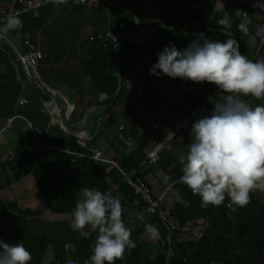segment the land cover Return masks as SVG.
Returning a JSON list of instances; mask_svg holds the SVG:
<instances>
[{"label":"crops","instance_id":"1","mask_svg":"<svg viewBox=\"0 0 264 264\" xmlns=\"http://www.w3.org/2000/svg\"><path fill=\"white\" fill-rule=\"evenodd\" d=\"M9 1L11 0H0ZM224 5L219 0L213 2L212 9L200 0H107L100 2L98 7H92L72 5L68 0H59L40 9L38 16L33 13L25 14V17L22 15L23 28L11 33L18 36L17 38L14 35L23 46L29 40L40 51L41 58L34 64L36 75L52 93L67 102V119L71 124L78 123L83 113L91 108L79 135L86 136L88 142L92 141L91 147L98 148L105 159L114 161L117 166L119 162L125 172L133 173L137 160L134 156L140 141H146L142 146L143 153L151 147L163 146L160 155L166 159L165 166L145 167L142 162L136 169L144 173L143 178L149 182L153 196H163L164 204L170 207L176 202L184 204L183 197L171 179H164L165 175L171 178V166L179 165L178 157L184 153L178 151L173 157L170 147L187 148L191 142L192 124L212 109L210 98L219 99L224 94L213 84L171 79L163 74L159 77L150 75L149 69L157 62V54L162 50L154 44L149 45V42L156 32L172 31L178 27V36L170 35L172 38H168L167 42V46L175 45L178 50L185 49L199 33L211 40L224 41L227 37L223 35L234 38L228 31L223 33L222 30H216L213 33L214 30L208 27L211 22L208 20V13L212 16L211 11L214 9L222 10L224 14ZM239 19L236 15H227L229 23L226 27L232 26L243 40L242 54L252 60L264 59V42L257 38L255 45H250L248 37L237 27ZM248 19V27L253 35L257 26H264V15L256 11H248ZM122 21L125 23L122 29L124 34L113 31V27L116 28ZM200 23L206 31L197 28ZM163 26L169 28L157 29ZM141 30H148L150 33L144 32L145 34L118 45V50L124 43L132 48L148 47L139 53L135 62L123 74L125 93L117 103H114L115 99L109 105H100V102L107 100V96L97 91L84 64L96 45L89 38L105 31L122 37ZM0 42H5L16 56L22 55L15 42L8 37ZM24 48L27 50L25 46ZM115 74L117 75L116 68ZM20 99L27 100V103L20 105ZM247 99L251 105L264 104V100L251 97ZM50 100L35 84L25 66L22 69L21 82L16 83L9 65L0 61V151L3 153L0 161L13 155L17 135L24 130L29 131L36 142L35 146L41 149L33 151H44L41 155H35L34 160L35 165L44 168L51 167L54 158L52 152L57 151L53 145L50 146V142L44 143L46 137L54 141L70 136L78 137L61 127L58 109ZM9 116L14 119L7 126L6 119ZM32 131L39 134L38 140ZM171 133H174L173 139ZM102 164V181L106 183L108 192L120 198L125 224L133 232L132 239L136 245L139 244L142 251L148 252V257H153L155 251L161 248V243L163 245V239L160 234L156 240L149 239L145 224L136 220L139 201L134 198L125 202L118 168ZM166 165L170 168H166ZM67 174L60 164L58 168H53L41 177L29 173L0 189V239L11 243L13 234H25L34 236V240H47L48 245L36 243L40 252H35L43 254L40 264L56 263L59 254L56 247L66 244L74 246L76 241L82 239L77 231L70 228L71 213L76 201L71 202L67 194L60 192L55 193L50 200L44 196L45 190L62 182ZM11 178L9 171L0 173L1 183H6ZM205 227L202 220L195 221L190 226L189 236L198 238L197 235H201ZM45 247L50 250L46 251ZM60 253L65 257L67 251Z\"/></svg>","mask_w":264,"mask_h":264},{"label":"clouds","instance_id":"2","mask_svg":"<svg viewBox=\"0 0 264 264\" xmlns=\"http://www.w3.org/2000/svg\"><path fill=\"white\" fill-rule=\"evenodd\" d=\"M240 12L237 27L248 37V43L255 45L257 38L264 42V26H257L253 35L248 14ZM228 23L227 19L220 20L222 25ZM22 28L19 15L9 14L0 23V40ZM149 74L213 84L224 94L219 99L210 98V114L192 124L187 152L178 157L182 172L179 183L198 196L203 207H219L226 198L244 207L250 203L252 192H264V104L252 106L247 99L264 100V59L252 60L242 54L238 41L231 35L218 41L199 33L183 50L172 44L164 47ZM164 179L171 178L165 175ZM123 212L120 198L110 192L79 189L70 228L84 239L91 232L97 233L85 264H116L124 259L126 250L136 247ZM138 219L144 220L143 212ZM145 232L149 239L159 238V229L152 223L145 224ZM32 258L22 242L0 239V264H30Z\"/></svg>","mask_w":264,"mask_h":264},{"label":"trees","instance_id":"3","mask_svg":"<svg viewBox=\"0 0 264 264\" xmlns=\"http://www.w3.org/2000/svg\"><path fill=\"white\" fill-rule=\"evenodd\" d=\"M200 1L204 4L206 3L209 8L212 9L215 0ZM234 2L237 6L233 4ZM222 4H225L224 7H222L224 14L222 10L213 9V11H211L212 19L208 27L214 30V32H210L216 33V30L228 31L238 41L242 53L243 40L240 39L232 26L229 28L226 27V24H220V20L224 18L227 19V11L229 9L228 0H222ZM230 4L235 12L242 11V7L238 1L230 0ZM237 17L241 19V16ZM197 28L201 31H206L201 23ZM178 32L179 27L172 31H158L149 42V45L154 44L156 47H159L160 50H163V48L167 46V42L169 41L168 38H172L176 34L178 36ZM14 35L18 38L15 33ZM170 35H172V37ZM223 37L228 38V36L225 35H223ZM95 44L96 45L92 48L91 55L84 61V64L86 65L91 79L96 85L97 91L107 96V100L100 102V105H109L118 87V77L115 74L116 62L114 57V45L110 43L106 49H103L97 42H95ZM147 48L148 47L132 48L126 43L119 48L118 59L122 76H124L123 74L126 69L135 62L136 57L140 55L139 53ZM124 93L125 88L123 85L114 103L120 101ZM256 105L257 104H253L252 106ZM211 111L212 109H210L206 115L210 114ZM43 141L44 143L50 142V146L53 145L57 148V151L52 152L54 154L53 163L51 167L48 168L35 165V155H41L44 151L39 153L33 151L36 142L29 131L24 130L17 135L13 155L11 156L12 162L6 167L7 169H3L0 172L9 171L12 178L7 180L6 183L0 182V189L10 185L13 180H19L29 173H33L36 177H41L62 164L63 168L68 172L67 177L56 186L44 191V196L47 200L54 197L55 193L60 192L61 194H67L70 201L75 202L79 199V189L83 187H96L102 192H108L107 185L101 178V173L103 171L102 163H86L83 158H76L72 154L64 152L65 150L70 152L86 151L87 148L81 147L76 137L70 136L67 139L58 141L46 137ZM91 143L92 141H89L87 147H91ZM145 143L146 141H140L138 143V150L135 152L134 157L137 158L133 167L135 172L129 173L135 178L139 177L143 179L144 177V173L140 172L136 167L142 162H144L145 167L147 166L145 163L146 154L142 152V146H144ZM165 162L166 159H163L160 155V159L156 166H165ZM168 166L169 165H166V168ZM116 168H118L117 170L119 172H125L119 166V162ZM69 173H73V175L70 176ZM169 173L171 175V182H173L174 187L179 190L184 201L183 205L176 202L169 207L172 217L176 219L181 226L180 231L172 232L170 235L172 243L170 245L166 244L155 251L153 257H148V252L146 250L142 251V248L136 245L135 248L126 250L124 259L116 261V264H264V192L259 190L252 192L250 203L244 207L232 204L228 198H226L219 207L211 205L203 207L200 198L193 195L187 187L179 183V177L182 175L181 165L179 164L175 167L171 166ZM145 181L149 184L147 180ZM122 182L123 185L121 188L125 202H130L136 198V196L124 183L123 176ZM196 220H202L206 224V227L202 230L200 237L191 238L189 232L184 230V225L187 222H192L194 224ZM151 223L158 227L161 239L164 241L166 234L164 228L158 221H153ZM96 236L97 233L92 232L89 238H82L80 241H76L74 248L71 251H67L65 257L57 251L59 252L58 258L56 263L53 264H64L65 260L69 257L78 262L89 258L92 254ZM178 236L179 239H177ZM34 239L35 237L32 235L13 234L11 243L22 242L32 254L33 258L30 264H40L43 254H37L35 252V250L40 252L38 251L39 249L36 243H40V245L46 243L48 245V242L40 238ZM168 247H170L171 253H167ZM42 248L43 247H40V249ZM58 250L66 251L64 246L58 248Z\"/></svg>","mask_w":264,"mask_h":264},{"label":"built area","instance_id":"4","mask_svg":"<svg viewBox=\"0 0 264 264\" xmlns=\"http://www.w3.org/2000/svg\"><path fill=\"white\" fill-rule=\"evenodd\" d=\"M59 0H11L9 2H0V23H3L4 18L7 17L9 14L12 15H25L28 13H33L35 16H38V11L43 7L53 5ZM72 5H90L92 7H98L99 3L102 1L107 0H68ZM118 2L119 0H113ZM222 1V0H219ZM238 1L242 7V11L248 14V11H256L262 15H264V0H235ZM228 11L227 15H236L241 16L242 13L237 11L235 12L231 6L228 4ZM119 29H124L125 23L124 21L119 23ZM120 39L119 35H116L113 32L105 31L102 33H98L94 36L89 38L90 42H97L102 46L103 49H106L110 43H116ZM24 46L27 48L28 55L31 58L33 64L37 59L41 58V53L37 50L36 46L31 43L29 40L24 42ZM27 64V60L25 57L19 54L16 63L12 64V74L14 75L16 83L21 82V74L23 66ZM27 100L20 99L19 104L23 105L26 104ZM14 117L9 116L6 119V125L9 126L13 121ZM188 121V120H187ZM186 121V122H187ZM34 137L38 140L39 134L35 131H32ZM86 136L77 137V142L81 147H86V151L84 152H70L65 150L64 152L68 154H72L76 158H83L87 163H105L109 165H114L117 167V164L114 161L107 160L103 157L102 152L95 147H87V140ZM40 144V142H37ZM42 145V144H40ZM44 146V145H42ZM36 147V146H35ZM34 150H41L39 146ZM162 145L157 147H151L146 151L145 156V163L148 167H154L158 163L160 159V151ZM62 151V150H61ZM12 162V157L9 156L6 159L0 161V172L3 169H7L6 167ZM124 176V183L132 190L133 194L136 196L137 200L139 201V208L136 213V220L138 222H143L144 224L151 223L153 221H158L160 225L164 228L166 234L163 241V246L168 244L170 245L171 242V233L172 232H179L181 226L179 222L174 219L170 213V208L164 204L163 196L154 197L151 191L150 184H147L145 179L139 177H133L131 174H125ZM148 182V181H147ZM191 192V191H190ZM192 193V192H191ZM143 212L144 213V220L141 221L138 219V214ZM197 221V220H196ZM192 222H187L184 225V230H190V226H192ZM201 235H199L200 237ZM179 239V236L177 237ZM170 247H168L167 253H171ZM89 258L81 260L80 262L76 261L73 258H68L65 260L64 264H68V261H75V264H85V261Z\"/></svg>","mask_w":264,"mask_h":264},{"label":"water","instance_id":"5","mask_svg":"<svg viewBox=\"0 0 264 264\" xmlns=\"http://www.w3.org/2000/svg\"><path fill=\"white\" fill-rule=\"evenodd\" d=\"M209 16V21L211 20L212 16L210 13H208ZM168 26H163V27H159L157 29H168ZM153 30V29H152ZM141 32V33H140ZM150 33L148 32V30H141V31H135L132 34H127L124 35L122 37H120V39L116 42V44L114 45V57H115V62H116V69H117V77H118V87H117V91L115 93V96L113 98L112 103L114 102V100L117 98V96L119 95L121 89H122V74H121V69H120V64H119V59H118V45L121 42L124 41H129L132 39H135L137 36H140L142 34L145 33ZM223 33H227L226 31H222ZM8 38L13 40L15 42V44L17 45V47L20 49L21 54L23 57L26 58L27 60V64L25 65L26 69L28 70L29 75L31 76V78L33 79V81L35 82V84L38 86V88L44 92L46 95H48L50 97V103L55 104V106L57 107L58 111H57V115L60 117V125L63 129H65L67 132L76 135L78 137H80V133L82 132L85 120H87V118L89 117L90 113H91V108L87 109L81 119L79 120L78 123L76 124H71L68 119H67V112H68V105L67 102L59 97L58 95L52 93L43 83L42 81L38 78V76L36 75L35 72V68H34V64L31 61V58L28 55L27 50L24 48V46L15 38V36L10 32L8 34ZM18 59V56H16L14 54V52H12L9 48V46L5 43V42H0V61H2L3 63L9 65L10 70L12 71V64L16 63V60ZM52 106V107H55ZM103 108V107H101ZM56 109V108H55Z\"/></svg>","mask_w":264,"mask_h":264},{"label":"rangeland","instance_id":"6","mask_svg":"<svg viewBox=\"0 0 264 264\" xmlns=\"http://www.w3.org/2000/svg\"><path fill=\"white\" fill-rule=\"evenodd\" d=\"M24 17L25 16H27V15H23ZM23 16H21V17H19L20 19L22 18L23 19ZM118 25V24H117ZM16 31V30H15ZM113 31H115V32H118V33H120V34H124V32L125 31H123V30H121V29H119V27L118 26H116V28H114L113 27ZM1 138V137H0ZM104 148V147H103ZM170 149H171V151H170V153H171V155L174 157V155H176V153L178 152V151H182V153L184 152V153H186L187 152V148H185V147H170ZM105 150V149H104ZM169 153V154H170ZM169 154H168V157H169ZM2 155H3V153L0 151V158L2 157ZM123 173H125V174H129V173H126V172H119V174H120V176H121V179H122V176H123ZM123 178H124V176H123ZM204 225V224H203ZM198 233V232H197ZM198 237H199V235H197ZM192 237H195V236H191V238ZM149 245H150V243H149ZM139 246V244H137V247ZM50 247V246H49ZM62 247V246H61ZM161 247H163V245H162V243H161ZM57 249H56V251H59V252H63V250H58V248H60V247H56ZM64 248H65V250L66 251H71L73 248H74V246H73V244H69V245H67L66 244V246H64ZM50 250V248H46V251L47 250ZM45 251V252H46ZM149 252H152V251H149ZM46 255H47V252H46ZM45 256V255H44ZM42 258H43V256L41 257V260H42ZM70 258V257H69ZM68 259V258H67Z\"/></svg>","mask_w":264,"mask_h":264}]
</instances>
